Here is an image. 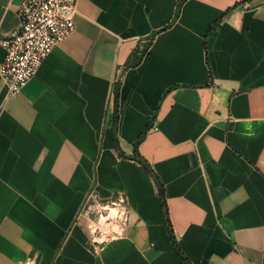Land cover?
I'll use <instances>...</instances> for the list:
<instances>
[{
  "label": "crops",
  "instance_id": "1",
  "mask_svg": "<svg viewBox=\"0 0 264 264\" xmlns=\"http://www.w3.org/2000/svg\"><path fill=\"white\" fill-rule=\"evenodd\" d=\"M79 0L76 31L21 94L0 78V264H264V0ZM24 0H0V42ZM231 9V10H230ZM230 11L229 13H227ZM227 13V14H226ZM5 50L0 44V63ZM126 195L124 239L95 251L90 191Z\"/></svg>",
  "mask_w": 264,
  "mask_h": 264
},
{
  "label": "built area",
  "instance_id": "2",
  "mask_svg": "<svg viewBox=\"0 0 264 264\" xmlns=\"http://www.w3.org/2000/svg\"><path fill=\"white\" fill-rule=\"evenodd\" d=\"M78 2L24 0L19 9L20 29L0 42L5 50V58L0 63L5 101L20 95L54 48L75 33ZM81 216L90 224L89 245L95 251L124 239L131 224V209L123 194L104 201L96 190L90 191Z\"/></svg>",
  "mask_w": 264,
  "mask_h": 264
},
{
  "label": "trees",
  "instance_id": "3",
  "mask_svg": "<svg viewBox=\"0 0 264 264\" xmlns=\"http://www.w3.org/2000/svg\"><path fill=\"white\" fill-rule=\"evenodd\" d=\"M186 1L187 0H179L178 1L177 8H176V15H175V18L172 21V23H170L164 29L155 32L153 34V36L148 39L146 47H144L143 49H139V48L136 49L132 53V55L130 56L126 68L137 67V66H139L141 64V62L143 61L144 57L146 56V54L148 52V49H149V46L152 44V41L155 38V36H157L161 32H164V31L170 29L177 22V20L179 19L180 15H181V11H182L183 5H184V3ZM229 12L230 11H228L227 13H229ZM120 89H121V80H119V82L117 83L116 89H115V93H114V100H115L114 142H115V146L119 150L120 156L122 158L131 159V160L136 161L138 164H140L142 170L146 174H148V176H150V178L154 181V183L156 185V188L158 190V195H159V197L161 199V202H162V210H163L164 222H165L168 234L170 236V240H171L173 249L176 252V254L185 262V264H192L191 261L188 259V257L183 252V250H182V248H181V246H180V244L178 242L177 236L175 234L173 225L171 223L170 211H169L167 197H166L165 185L162 182V180L159 177V175L154 171L152 166L146 160H144L141 157L140 153H139V146L145 140L146 134H147L150 126H148V128L144 131V133L140 137V139L136 142L135 151H134V155L133 156H131V157L126 156L120 149L118 136H117L118 122H119V118H120Z\"/></svg>",
  "mask_w": 264,
  "mask_h": 264
}]
</instances>
